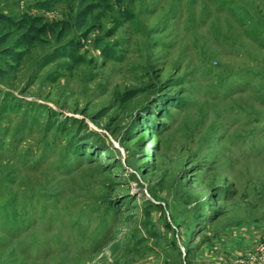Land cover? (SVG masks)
Instances as JSON below:
<instances>
[{
    "label": "rangeland",
    "instance_id": "obj_1",
    "mask_svg": "<svg viewBox=\"0 0 264 264\" xmlns=\"http://www.w3.org/2000/svg\"><path fill=\"white\" fill-rule=\"evenodd\" d=\"M81 4L0 14L72 25ZM89 23L77 62L44 64L52 41L0 61V264H245L264 243V0H111Z\"/></svg>",
    "mask_w": 264,
    "mask_h": 264
},
{
    "label": "trees",
    "instance_id": "obj_2",
    "mask_svg": "<svg viewBox=\"0 0 264 264\" xmlns=\"http://www.w3.org/2000/svg\"><path fill=\"white\" fill-rule=\"evenodd\" d=\"M87 1L83 0L80 11L77 13L72 25L66 20L46 22L39 17L28 18L27 16L15 21L9 16L0 14V61L8 63L9 69H15L21 64V51L23 49L37 44L47 45L51 48L53 46L52 41L55 45L43 60L44 64L48 65L59 58L71 59L77 62L79 45L71 37L72 30L81 35H86L90 19L94 17L96 11L102 9L103 13L107 15L111 10V0H91L88 5H85ZM122 17L126 21L132 19L131 16L125 13L122 14ZM102 47V43L97 41V48ZM109 54L105 52V55ZM0 76L5 78V72L0 71ZM134 97L135 95L129 96L126 102L133 100Z\"/></svg>",
    "mask_w": 264,
    "mask_h": 264
},
{
    "label": "built area",
    "instance_id": "obj_3",
    "mask_svg": "<svg viewBox=\"0 0 264 264\" xmlns=\"http://www.w3.org/2000/svg\"><path fill=\"white\" fill-rule=\"evenodd\" d=\"M245 264H264V243L258 244L254 251L248 255Z\"/></svg>",
    "mask_w": 264,
    "mask_h": 264
}]
</instances>
